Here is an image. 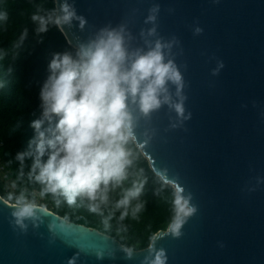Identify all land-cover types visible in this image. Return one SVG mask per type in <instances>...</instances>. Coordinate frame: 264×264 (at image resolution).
<instances>
[{
	"label": "water",
	"instance_id": "1",
	"mask_svg": "<svg viewBox=\"0 0 264 264\" xmlns=\"http://www.w3.org/2000/svg\"><path fill=\"white\" fill-rule=\"evenodd\" d=\"M55 1L62 16L66 0ZM67 3L84 21L83 28L76 18L59 25L76 48L101 28L122 24L132 49L146 48L145 39L172 42L184 115L164 105L141 116L134 141L195 211L179 235L161 229L136 250L42 205L30 203L35 215L18 218L22 204L0 194V264H151L161 250L165 264H264V0ZM155 5L154 25L146 18ZM153 26L155 36L141 35Z\"/></svg>",
	"mask_w": 264,
	"mask_h": 264
},
{
	"label": "clouds",
	"instance_id": "2",
	"mask_svg": "<svg viewBox=\"0 0 264 264\" xmlns=\"http://www.w3.org/2000/svg\"><path fill=\"white\" fill-rule=\"evenodd\" d=\"M61 11L63 15L55 20L57 25L70 24L76 18L83 28V18L77 16L67 0ZM149 11L146 22L155 25L159 5ZM32 20L38 22V32L48 30L44 17L34 14ZM201 31L196 29L197 33ZM156 34V26L141 33L146 37ZM130 39L123 24L104 27L74 53L53 55L49 74L39 89L41 118L31 122L35 135L30 141V146L34 145L30 175L34 174L44 193L63 197L68 205L86 200L89 212L103 215L111 203V193L119 188L121 195L112 205V215L119 212L121 221L129 215L137 217L143 208L139 198L144 180L134 179L124 187L134 163L129 143L136 139L137 121L164 105L183 116L186 99L182 94V73L169 58L172 42L145 39L146 48L132 49ZM170 85L176 87L178 101L173 98ZM46 122L49 127L44 129ZM25 155L17 153L16 159L23 161ZM181 193L182 189L177 188L174 215L168 225L175 235L180 234L186 218L195 211ZM35 212V205L24 203L14 215L24 218ZM165 259L161 250L151 264H165Z\"/></svg>",
	"mask_w": 264,
	"mask_h": 264
},
{
	"label": "trees",
	"instance_id": "3",
	"mask_svg": "<svg viewBox=\"0 0 264 264\" xmlns=\"http://www.w3.org/2000/svg\"><path fill=\"white\" fill-rule=\"evenodd\" d=\"M34 14L48 20L46 32L37 31ZM0 16V167L6 173L0 194L12 203L42 205L71 221L98 228L127 248L147 247L170 224L176 189L154 173L135 141L129 143L134 163L124 185L130 186L134 179L145 182L139 198L143 208L135 218L129 215L121 221L119 212L112 215V205L121 195L119 188L111 193V203L100 215L88 211L86 200L68 205L63 197L44 193L34 174L30 175L34 157L30 141L35 135L31 122L41 118L38 93L49 74L48 64L55 53H74L77 48L55 23V0H0ZM48 127L46 122L43 128ZM21 152L26 153L23 161L16 159Z\"/></svg>",
	"mask_w": 264,
	"mask_h": 264
},
{
	"label": "rangeland",
	"instance_id": "4",
	"mask_svg": "<svg viewBox=\"0 0 264 264\" xmlns=\"http://www.w3.org/2000/svg\"><path fill=\"white\" fill-rule=\"evenodd\" d=\"M4 179H6V173L4 172V170L0 167V181H3ZM35 204V203H34Z\"/></svg>",
	"mask_w": 264,
	"mask_h": 264
}]
</instances>
